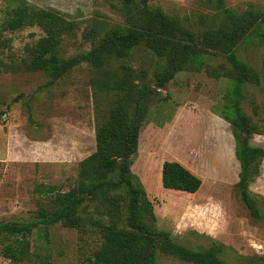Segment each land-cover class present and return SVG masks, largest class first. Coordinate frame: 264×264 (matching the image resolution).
Wrapping results in <instances>:
<instances>
[{"label":"rangeland","instance_id":"rangeland-1","mask_svg":"<svg viewBox=\"0 0 264 264\" xmlns=\"http://www.w3.org/2000/svg\"><path fill=\"white\" fill-rule=\"evenodd\" d=\"M19 1L57 9L78 22L75 34L66 35L62 43L65 56L89 48L82 33L93 19L116 23L121 16L104 0H0V222L23 223L37 219L57 191H67L76 182L78 162L95 149L97 100L86 63L55 82H49L41 71L25 69L24 48L43 32L36 26L2 29L6 9ZM149 2L187 23H197L202 14L212 13L201 0ZM224 2L236 11L264 10V0ZM237 54L260 74L258 85H247L241 106L254 119L260 118L264 129V26L239 42ZM132 64L149 73L153 67V61L142 53L135 55ZM228 88L225 78H213L204 70L177 73L150 101L131 171L154 199L157 228L168 230L175 241L187 246L214 238L231 247L224 257L239 263L240 256L264 254V223L250 218L234 186L239 171L235 141L229 123L216 114ZM248 142L264 148V134H253ZM68 151L69 160L64 161L61 157ZM169 158L182 160L204 177L194 194L161 186L159 165ZM249 190L260 200L264 195V159ZM28 239L38 261L81 264L99 244L100 234L90 225L79 230L61 223L48 227L40 223ZM0 264L15 263L0 255ZM158 264L183 263L161 255Z\"/></svg>","mask_w":264,"mask_h":264},{"label":"trees","instance_id":"trees-1","mask_svg":"<svg viewBox=\"0 0 264 264\" xmlns=\"http://www.w3.org/2000/svg\"><path fill=\"white\" fill-rule=\"evenodd\" d=\"M104 1L118 11L121 22L93 19L82 33L89 48L69 56L61 53V46L65 36L79 28L77 21L57 9L23 1L5 11L2 29L36 26L43 32L24 48L25 69L41 71L55 82L82 63L90 66L97 115L95 149L78 162L74 185L57 191L37 219L0 222V255L15 264H48L46 258L35 259L28 238L40 223L44 227L61 223L79 230L90 225L99 231V244L81 264H158L161 255L183 264H264V254L230 262L224 255L231 247L211 237L195 246L175 241L168 230L154 225V199L131 171L150 101L160 89L182 71L204 70L213 78H225L229 88L216 114L229 123L234 137L239 164L234 186L250 218L264 223V195L261 201L249 190L260 174L264 148L248 142L264 129L260 118L254 119L241 106L247 85H258L260 74L237 54L239 42L264 26V10L236 11L224 0H201L212 13L187 23L149 0ZM139 53L153 61L150 73L132 64ZM214 58L219 60L214 63ZM201 183L180 162L162 161L163 188L194 194Z\"/></svg>","mask_w":264,"mask_h":264},{"label":"crops","instance_id":"crops-1","mask_svg":"<svg viewBox=\"0 0 264 264\" xmlns=\"http://www.w3.org/2000/svg\"><path fill=\"white\" fill-rule=\"evenodd\" d=\"M220 145H221V143L219 142V146H220ZM217 149H218V152H219V150L222 151V152L225 151V149H219V148H217ZM226 150H228V152H229V149H228V148H227ZM69 155H70V151H68V153H66V154L64 155V157H61V158H63L64 161L69 160ZM169 160H175V161L180 162V163L183 164L185 167H187L190 171H192L194 174L198 175L199 178H201V180L204 179V177L201 175V173H200L198 170H196V169H194V168H191L190 166H188V164H185L182 160L177 159V158H169ZM162 161H163V160H162ZM162 161H161V163H160V165H159V167H160V181H159V183H161V164H162ZM217 162H219V160H218ZM222 163L225 164L224 161H222ZM143 170H144V169H143ZM144 173H146V172L144 171ZM144 177L146 178V177H147V174H145ZM154 178H155V180L157 179V177H154ZM158 180H159V178H158ZM156 181H157V180H156Z\"/></svg>","mask_w":264,"mask_h":264},{"label":"water","instance_id":"water-1","mask_svg":"<svg viewBox=\"0 0 264 264\" xmlns=\"http://www.w3.org/2000/svg\"><path fill=\"white\" fill-rule=\"evenodd\" d=\"M246 135H247V133H246Z\"/></svg>","mask_w":264,"mask_h":264}]
</instances>
